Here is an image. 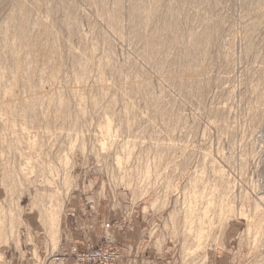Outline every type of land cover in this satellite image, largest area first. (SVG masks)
<instances>
[{"label": "rangeland", "instance_id": "obj_1", "mask_svg": "<svg viewBox=\"0 0 264 264\" xmlns=\"http://www.w3.org/2000/svg\"><path fill=\"white\" fill-rule=\"evenodd\" d=\"M114 1L0 0V263L47 264L87 229L72 264H120L130 244L148 264H264V0ZM16 2L50 51L4 28ZM132 7L151 16L137 36ZM194 180L213 199L199 242Z\"/></svg>", "mask_w": 264, "mask_h": 264}, {"label": "bare ground", "instance_id": "obj_2", "mask_svg": "<svg viewBox=\"0 0 264 264\" xmlns=\"http://www.w3.org/2000/svg\"><path fill=\"white\" fill-rule=\"evenodd\" d=\"M17 1V0H16ZM24 1V0H23ZM116 1V0H115ZM114 1V2H115ZM152 1V0H151ZM157 0H153V2H156ZM20 2H22V1H20ZM30 1H28V3H29ZM37 2V1H36ZM35 2V3H36ZM117 2H118V0H117ZM116 2V3H117ZM17 3V2H16ZM25 3H26V1H25ZM150 3V2H149ZM34 4V3H33ZM32 4V5H33ZM114 4V3H113ZM128 4H130V3H128ZM136 4V3H135ZM148 4V3H147ZM26 5H28V4H26ZM31 5V6H32ZM115 5V4H114ZM113 5V6H114ZM134 5V4H133ZM30 6V5H29ZM124 6V5H123ZM135 6V5H134ZM147 6V5H146ZM120 7V6H119ZM12 8H13V6H12ZM35 8V7H34ZM33 8V9H34ZM115 8V7H114ZM148 8H149V5H148ZM17 13H13L12 15L11 14H9V15H11L10 17H9V22H8V25L6 26V27H4L5 29H7V28H9V25L10 26H13V24H17L18 22H20L19 23V35L22 37V39L25 37V40L24 41H26L27 40V34H29L28 33V27L29 26H27L29 23L27 22V19L28 20H30V18L28 17V16H30L29 15V11H28V9L24 6V4L23 3H17ZM15 9V10H16ZM120 9V8H119ZM131 10L132 11H130V12H132V14H133V16H134V18H133V23L136 25V29H135V36H137V34H138V31H139V28H142V27H146L149 23H150V21H151V16H150V13L149 14H146V15H144L142 18H140V16H139V11L136 9V8H134V7H132L131 8ZM147 10V9H146ZM150 10V9H149ZM13 11V10H12ZM34 11V10H33ZM113 11V10H112ZM111 11V13H113ZM143 11V10H142ZM36 12V11H35ZM116 12V11H115ZM129 12V11H128ZM144 12V11H143ZM142 13V12H141ZM41 14V13H40ZM56 15V14H55ZM61 15V14H60ZM108 15H110V14H108ZM117 15V14H116ZM40 16H42V15H40ZM45 16H47V14L45 15ZM62 16V15H61ZM70 17V16H69ZM110 17V16H109ZM121 17V16H120ZM18 18L19 20L17 21L16 19ZM42 18V20H43V17H41ZM48 18V17H47ZM44 19H46V17L44 18ZM66 19V18H65ZM203 19V18H202ZM51 20V19H50ZM76 20H77V18H76ZM75 20V21H76ZM37 21V20H36ZM85 21V20H84ZM112 21V20H111ZM117 21V20H116ZM121 21V20H120ZM47 22H48V20H47ZM47 22H42V23H40V25L42 26V28H43V30H44V32H46L47 33V31H48V29H50V27H51V25H50V23H47ZM175 22V21H174ZM28 23V24H27ZM39 23V22H38ZM85 23V22H84ZM112 23H113V21H112ZM115 23V22H114ZM122 23V22H121ZM129 23V22H128ZM6 24H7V22H6ZM37 24V23H36ZM71 24V23H70ZM175 24H176V22H175ZM74 25V24H73ZM157 25V24H156ZM174 25V24H173ZM18 26V25H17ZM40 26V27H41ZM30 27H31V25H30ZM36 27V26H35ZM129 27V26H128ZM132 27V26H131ZM173 27V26H172ZM69 28V27H68ZM71 28V27H70ZM121 28V27H120ZM138 28V29H137ZM157 28V27H156ZM166 28H168V27H166ZM1 29V28H0ZM54 29V28H53ZM164 29V28H163ZM173 29V28H172ZM15 30V29H14ZM32 30V29H31ZM34 30V29H33ZM65 30H67V27L65 28ZM133 30V29H132ZM159 30V29H158ZM1 31V30H0ZM7 31V30H6ZM71 31H72V29H71ZM70 31V32H71ZM121 31V30H120ZM141 31V30H140ZM5 32V31H4ZM12 32V31H11ZM34 32V31H33ZM32 32V33H33ZM43 32V31H42ZM112 32H113V30H112ZM37 33V32H36ZM52 33V32H51ZM118 33V32H117ZM7 34V33H6ZM45 34V33H44ZM123 34V33H122ZM121 34V35H122ZM177 34V33H176ZM41 35V34H40ZM52 35V34H51ZM127 35H128V33H127ZM132 35V34H131ZM206 35V34H205ZM11 36V35H10ZM35 36V35H34ZM33 36V37H34ZM30 37H32V36H30ZM29 37V38H30ZM53 37V36H52ZM51 37V38H52ZM161 37H163V34L162 33H157V34H154V32H153V34L151 35V38L150 39H148L149 40V42H148V48H149V50L150 51H155L156 49H157V47H158V45H163V44H165L164 42H162L161 41ZM190 37H192V36H190ZM7 38V37H6ZM9 38V37H8ZM80 38V37H79ZM121 38V37H120ZM123 38V37H122ZM143 38V37H142ZM205 38V40H209L208 38V36H206V37H204ZM181 38H179V40H180ZM53 40H54V38H53ZM55 40H56V37H55ZM133 40V39H132ZM178 40V39H177ZM187 40H188V38H187ZM187 40H186V42H187ZM45 41H46V39L43 37V36H39V37H36V38H34L33 39V41H29V39L27 40V43H24V44H30V45H32L34 48H35V52H40L41 51V53H43V52H48V51H50L51 50V48H49L48 46H47V43H45ZM85 41V40H84ZM131 41V40H130ZM136 41V40H135ZM197 41V40H196ZM196 41H194L193 40V43L194 42H196ZM198 41H200L199 39H198ZM189 42V41H188ZM209 42V41H208ZM56 43V42H55ZM129 43H131V42H129ZM197 43V42H196ZM12 44V43H11ZM167 44H170L169 42L167 43ZM192 44V43H191ZM191 44H190V46H191ZM10 45V44H9ZM189 45V44H188ZM200 45V44H199ZM18 46V45H17ZM51 46V45H50ZM53 46V45H52ZM194 46V45H193ZM193 46H192V49H193ZM210 46V45H209ZM9 48V47H8ZM22 48V47H21ZM24 48V47H23ZM134 48H135V46H134ZM179 48V47H178ZM188 48V47H187ZM203 48V47H202ZM194 49H196V48H194ZM31 50V49H30ZM38 50H40V51H38ZM167 50H168V48H167ZM187 50V49H186ZM201 50V49H200ZM11 51V50H10ZM17 51V50H16ZM43 51V52H42ZM184 51V50H183ZM158 52V51H157ZM168 52V51H167ZM172 52V51H171ZM194 52V51H193ZM22 53V52H21ZM20 53V54H21ZM191 53V52H190ZM199 53H200V51H199ZM164 54V53H163ZM192 54V53H191ZM36 55V54H35ZM193 55V54H192ZM19 57H20V55H19ZM40 57V56H39ZM45 57V56H44ZM194 57H196V56H194ZM35 58H37V57H35ZM86 58V57H85ZM16 59V58H15ZM171 60V59H170ZM190 60V59H189ZM18 61V60H17ZM172 61V60H171ZM197 62V61H196ZM19 63V62H18ZM23 65V64H22ZM50 65V64H49ZM30 66V65H29ZM17 67V66H16ZM105 67H106V64H105ZM47 68H48V66L46 65V64H44V69H46L47 70ZM102 68V67H101ZM18 69V68H17ZM52 71V70H51ZM28 72H29V70H28ZM50 72V71H49ZM109 72V71H108ZM53 74V73H52ZM107 74V73H106ZM39 75H40V73H39ZM41 77V76H40ZM49 80H50V78H51V76H48L47 77ZM108 78H110L109 76H108ZM105 79V78H104ZM45 80V79H44ZM111 80V79H110ZM46 81V80H45ZM109 83V82H108ZM179 83V82H178ZM99 84V83H98ZM102 84V83H101ZM107 84V83H106ZM103 85V84H102ZM108 85V84H107ZM109 85H111V84H109ZM104 86V85H103ZM106 86V85H105ZM90 87V86H89ZM88 87V88H89ZM99 87V86H98ZM109 87V86H108ZM86 88V87H85ZM91 88V87H90ZM96 88V87H95ZM102 88V87H101ZM111 88V87H110ZM100 89V88H99ZM91 90V89H90ZM84 91V90H83ZM100 91H101V89H100ZM134 91V90H133ZM203 91V90H202ZM84 93V92H83ZM82 95V94H81ZM112 98V97H111ZM144 102H145V100H144ZM114 107V106H113ZM21 108V110L24 112V110L25 109H27V108H29L28 106H22V107H20ZM93 108H95V107H93ZM114 109V108H113ZM86 110V109H85ZM85 110H83V111H85ZM1 111V110H0ZM12 111H13V109H12ZM93 111V110H92ZM95 111V110H94ZM110 111H112V110H110ZM66 112V111H65ZM68 112V111H67ZM86 112V111H85ZM88 112V111H87ZM106 112H108V111H106ZM14 113V112H13ZM6 114V113H5ZM68 114V113H67ZM66 114V115H67ZM113 114V113H112ZM15 115V114H14ZM83 115H85V114H83ZM16 116V115H15ZM69 115H67V117H68ZM97 116V115H96ZM106 116V115H105ZM105 116H104V118H105ZM108 117V116H107ZM110 117V116H109ZM69 118V117H68ZM83 118V117H82ZM111 119V118H110ZM125 119V118H124ZM69 120V119H68ZM2 122V121H1ZM112 122V121H111ZM122 122V121H121ZM127 122V121H126ZM128 123V122H127ZM12 125V124H11ZM8 126H10V125H8ZM126 126H128V125H126ZM2 128V127H1ZM10 128V127H9ZM128 128V127H127ZM7 129V128H6ZM10 130H11V128H10ZM9 130V131H10ZM129 129H127V131H128ZM127 140H130V139H127ZM123 142V141H122ZM125 142H127V141H125ZM127 143H129V141L127 142ZM127 143H125L126 145H128ZM132 144V143H131ZM133 145V144H132ZM129 146V145H128ZM127 146V149H129L130 147H128ZM126 149V150H127ZM146 174V173H145ZM200 188L201 189H203V191H204V189H205V186H204V184H202L201 182H196L195 180H194V182H193V185H192V187H191V189H190V192L185 196L186 198H185V205H184V210H185V213H187V216H185V219H183L184 220V226L186 227V235L187 236H189L188 234H195L196 236H195V240L197 241V242H199L198 241V239L199 240H201L202 238H203V228H204V225H205V218H206V216H207V212H208V206H210L211 204H212V201H213V199H210L209 198V196L208 195H205L204 194V192L203 193H201L200 191ZM198 190H200V191H198ZM247 193V192H246ZM248 194V193H247ZM257 194H258V192H257ZM259 195H260V199H264V186H261V191H260V193H259ZM246 196V195H245ZM244 196V197H245ZM242 197V196H241ZM248 197V196H247ZM205 199V201L207 202V206L206 207H204V206H202L201 207V205L203 204V200ZM250 198L248 197V200H249ZM241 200H242V204H245V202H244V198L242 197L241 198ZM259 200V199H258ZM184 201V200H183ZM262 201V200H261ZM183 204H184V202H183ZM259 205L260 204H258V203H256L255 204V207H254V209L258 212V213H260L259 212V209H260V207H259ZM41 206V205H40ZM212 206V205H211ZM200 207H201V209H200ZM202 209H204V210H202ZM262 209V208H261ZM200 211H202V212H200ZM256 211H254V213L252 214V216H251V218L252 217H256ZM48 214V213H47ZM186 215V214H185ZM17 217V216H16ZM50 217H52L53 218V220H55L54 219V217H55V213H50ZM250 218V219H251ZM18 219V218H17ZM182 220V221H183ZM208 222V221H207ZM211 222V220L208 222V223H210ZM50 223L52 224L53 222H51L50 221ZM50 228V227H49ZM54 229H55V227H52V229H51V231L53 230V232H54ZM205 235V234H204ZM186 238V237H185ZM204 239V238H203ZM185 242V241H184ZM186 243V242H185ZM200 247V245L198 246V248ZM199 250H200V248H199ZM258 264H260V263H258Z\"/></svg>", "mask_w": 264, "mask_h": 264}, {"label": "crops", "instance_id": "obj_3", "mask_svg": "<svg viewBox=\"0 0 264 264\" xmlns=\"http://www.w3.org/2000/svg\"><path fill=\"white\" fill-rule=\"evenodd\" d=\"M78 234H79V239H78V236L76 235V232L72 233L71 235L69 233L70 239L69 240L67 239L66 241H64L66 246L64 248H62V253H59L60 254V256H58L59 259H55V260H53L47 264H72V260L70 258V255H68V253H67V249L69 248V246L80 245V244H76V243H81L83 238H86V239L91 238V234H89L87 229L78 231ZM75 238H77V240ZM125 248H126V250H128L127 255H125L127 258H125V260L122 261L120 264H128V261H130V260L134 261L131 264H148L147 260H156V256H154V255H152V256L148 255L147 257H144L140 253L141 251L139 250L140 249L139 246L136 244L127 245V246H125ZM61 256H65V259H62ZM32 258L34 259V257H32ZM11 259L12 258H5V260H6L5 263H0V264H29V262H26V263L16 262L15 263L14 261H11ZM35 263H32V264H35ZM219 263L220 264H227L226 261H220Z\"/></svg>", "mask_w": 264, "mask_h": 264}]
</instances>
